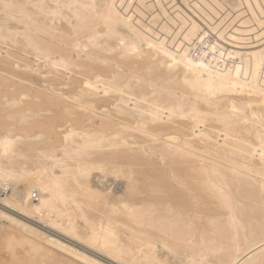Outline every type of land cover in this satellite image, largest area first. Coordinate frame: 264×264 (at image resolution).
<instances>
[{"label": "bare ground", "instance_id": "bare-ground-1", "mask_svg": "<svg viewBox=\"0 0 264 264\" xmlns=\"http://www.w3.org/2000/svg\"><path fill=\"white\" fill-rule=\"evenodd\" d=\"M124 2L0 0L1 264H264V0Z\"/></svg>", "mask_w": 264, "mask_h": 264}, {"label": "rangeland", "instance_id": "rangeland-1", "mask_svg": "<svg viewBox=\"0 0 264 264\" xmlns=\"http://www.w3.org/2000/svg\"><path fill=\"white\" fill-rule=\"evenodd\" d=\"M142 1V3H140V0H125V2L122 4V6L121 5H119V4H117L118 5V8H119V10L121 9L122 11H123V9L122 8H124L125 7V5L127 6V4L129 3V5H130V7H128V13L131 15H133V19H134V21L136 22L137 20H140V21H142V23L143 24H145V25H147V24H149L150 25V23H148V21L150 22V20H152V17H155L156 15H157V11H158V13L160 12L159 10V7H161V6H159L158 7V5L159 4H157V2H156V0H141ZM191 1V0H190ZM130 2H131V4H130ZM162 5L164 6V7H167V8H165V9H167V11L168 12H170V13H173V15L175 16V13L176 12H183V13H188L190 16H192V17H194L195 19H197L202 25H203V27L204 28H206V30H210V32H212V36H211V38L214 36L215 38H218V39H220L221 41H224V40H222L221 38H219L218 37V33L216 32V31H212L209 27H208V25H206L205 24V22L198 16V14L197 13H195L187 4H185L184 2H183V0H163V2H162ZM191 5H192V3H191ZM150 7V8H149ZM152 7V8H151ZM230 7V6H229ZM229 9H231V7L229 8ZM228 8H225L224 10H223V12H224V14H226V12L229 10ZM120 10V11H121ZM175 10H177L176 12H174ZM225 10H226V12H225ZM230 11V10H229ZM145 13V15H143ZM154 13L156 14V15H154ZM228 13V12H227ZM233 13H235V12H233ZM232 13V14H233ZM222 14V15H221ZM221 14H219V17L220 18H222V16L224 15L223 13H221ZM231 14V15H232ZM154 15V16H153ZM150 16H152L151 17V19H150ZM218 17V15H217V18H215V20L217 19H219L220 20V18ZM190 18V17H189ZM161 19L163 20V18H160V21H161ZM214 20V22H216ZM218 22V21H217ZM225 22H227V21H225ZM256 23V22H255ZM254 24V23H253ZM152 25V24H151ZM255 26H256V24H254ZM154 26V28L155 29H157V30H159V27H157L158 25H153ZM175 27H177V26H175ZM260 29H262L263 27H259ZM259 29V30H260ZM261 31H263V30H261ZM212 41H213V39H211ZM227 45L226 46H233V47H237V48H244V47H246V46H241V45H235V44H232V43H230V42H226V41H224ZM260 44V43H259ZM256 45V44H255ZM5 49V47H2V48H0V52L2 51V52H5V53H2V56H0V66H3V67H5V68H10V69H12V65L14 64V62L11 60V57H9V56H12L13 54V52H14V55H16L17 53L15 52V51H13V50H11L10 49V52H12V53H10L11 55H7L6 54V51H3ZM7 50V49H6ZM6 54V55H5ZM5 55V56H4ZM21 57L22 58H25V59H27L32 65L34 64V60H33V58H28L27 56H25V55H21ZM10 60H9V59ZM6 59V60H5ZM13 59V58H12ZM2 63H4V64H2ZM35 63H36V61H35ZM8 66H7V65ZM35 65V64H34ZM14 70H17V71H19L20 73H22L23 71H22V69L20 68V69H16V68H13ZM36 74V73H35ZM37 75V74H36ZM36 75H35V78H34V76H33V73H30V74H28V76L30 77V78H32L34 81H36V82H42V80H43V78L41 77V75L39 76H37L36 77ZM1 196H4V195H1ZM0 209L2 210V211H4V212H7V213H10V214H12L13 216H15V217H17V218H21L22 220H25V221H27V222H29V223H31V224H34V226H38V227H40V228H42V230H44V231H46V232H48V233H54V231L52 230V229H50V228H48L47 227V225H45V224H43V223H40L39 221H37V219H36V217H33V216H28V215H26V214H23V213H21L20 211H18L17 209H14L13 207H11L10 205H7V204H5V203H3V202H1L0 201ZM0 218L2 219H0L3 223H4V225L6 224V221H7V225H5V226H16V225H13L11 222H10V220H5V218L3 217H1L0 216ZM0 221V222H1ZM2 222L0 223V226H1V224H2ZM40 224H39V223ZM3 225V224H2ZM5 226H3V227H5ZM9 226V227H10ZM2 227V226H1ZM58 233H56V235H57ZM59 236V235H58ZM61 239H64V241L66 240L68 243H74L71 239H69V238H67L66 239V237H64V236H59ZM79 246V245H78ZM79 247H81V246H79ZM107 261H109V260H107ZM111 262V260L109 261V263ZM113 262V261H112ZM0 264H1V261H0ZM2 264H3V262H2ZM5 264V263H4Z\"/></svg>", "mask_w": 264, "mask_h": 264}]
</instances>
